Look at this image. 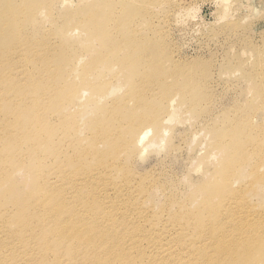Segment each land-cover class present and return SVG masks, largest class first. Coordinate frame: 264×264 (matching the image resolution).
<instances>
[{
  "label": "rangeland",
  "instance_id": "rangeland-1",
  "mask_svg": "<svg viewBox=\"0 0 264 264\" xmlns=\"http://www.w3.org/2000/svg\"><path fill=\"white\" fill-rule=\"evenodd\" d=\"M107 5L109 6L107 7ZM108 8L111 9V12ZM89 9L97 14L91 15L92 11L90 12ZM106 10L109 12L105 14ZM104 14L109 21L105 16V22L101 19ZM1 15H4L6 23L1 21ZM14 15H17L16 19ZM89 15L92 20L101 15L98 19H101L103 26L107 22V28L106 26V29L101 27L100 21L97 22L101 28L96 29L95 24L94 28L91 27L92 23L98 19L92 23L89 19L87 22L86 16L89 18ZM90 30L92 31L90 32ZM122 50L123 52H121ZM104 51H109L111 54L108 52L107 56ZM66 54H69L70 57L72 55L71 58L74 62L69 60L71 58L68 56L65 58ZM103 54L106 55L108 61ZM96 55H98L100 63L98 60L95 62L94 59H91ZM128 57L138 61V70H144L147 73L157 70V74L159 73L161 76L170 74L169 72L173 70L171 73L192 74L194 77L192 87L195 91H190L198 94L197 96L201 100L199 108L196 109L197 112H192L193 108L190 109L191 111H187L185 103L180 97H177V102L180 98L182 105L166 107L163 110V114L171 115V121L167 120L168 122L164 123L167 127L165 136L158 129L152 127L148 139L154 138V145L147 147L143 154H141L140 147H135L136 151L134 150L135 152H132L127 160H125L124 154L122 155L121 167L108 173L110 181L112 185L118 184L117 186L122 187V190L129 195L136 193L138 199L135 197L129 200L120 193L115 198L116 203H118L120 211L128 208V212L135 214L138 210H143L149 218V221H142L144 227L149 230L153 225L150 231H155L158 235L161 233L162 242L168 243L172 249H177L180 244L190 247V242L195 239L193 229L186 228V224L183 223L184 231H180L179 225L175 224L184 219L191 221V215L184 218L187 214L179 211H189L190 213L195 207L199 208L198 203L201 196H199L197 188L207 179V176L211 175L212 169L216 168L221 157L217 155L219 159L216 158V160L213 157L205 158L207 154L216 152L214 144L218 141L219 133L225 129L228 132L231 125L235 129L246 123L251 127L256 125V128L259 125L256 130L260 133L264 131V0H0V79H3V83L6 82L3 85L0 83V108L2 107L0 120L3 119L2 122L0 121L1 127L4 124L2 128L0 127V156L3 155L2 158H4V160L2 158L0 160L1 163L4 161V164L0 163V191L9 190L6 198L2 197L0 193V219H8L13 226L17 223L20 214L29 212L28 209L23 208V211L21 208L18 209L15 204L9 203L13 200L8 195L10 189L14 191L13 194L17 198L28 196V199H34L35 196L42 195L44 182H47L46 177L52 162L44 137L46 130L49 129L46 127L44 118L46 115L49 116V113L52 115L51 109L47 107L51 100V98H47V94L50 96L51 93H54L51 91L52 87L69 84L71 83L70 79L73 82L69 85L76 86L77 89L75 86L72 87L71 100H64L67 101V107L64 106L65 111L70 110L65 112V115H68L66 117L69 120H73L74 117L75 125L83 127L84 124L85 128L78 137L75 132L67 137L68 144L81 145L78 143V139L85 135L86 127L93 120L92 117L96 120V116H99L98 121L105 118L102 117L105 114L101 112L103 106L111 99L121 97L123 92L126 93L131 88L133 80L128 78L129 72L122 71L123 65H125L124 61L120 62L121 59L126 60ZM65 59L69 61L66 63ZM90 60L92 63L95 62L94 64L97 63L99 69L94 64L92 65ZM85 61H89L88 65ZM67 64L68 66L70 64L71 71ZM159 64L161 69H158V66L157 69L153 68ZM93 66L96 68H92ZM65 69L69 70L68 73ZM84 69L86 72L88 71L86 75ZM60 70L63 72L59 73ZM64 72L66 73L64 74ZM78 73H82L84 77L87 76L88 79L84 78V80L86 79L88 82L81 79V75ZM84 83L86 86L83 85ZM92 84L100 91L95 89L93 92ZM146 85L150 86L153 83L147 80ZM170 86L174 85L171 83ZM8 87L9 89H7ZM79 88L86 90H81V92ZM103 91L105 94L102 93ZM99 94L103 95L100 97V101L96 100L95 96ZM62 96L63 94L58 93L55 102L62 101ZM7 100L10 101L11 106L8 103V106L5 105L4 101L7 102ZM37 103L38 105H36ZM132 103V101H126V104H123L124 108L132 109ZM32 104L33 107L35 106L34 108ZM24 107H26L25 110ZM20 110H24L23 113L20 114ZM26 110L30 111V115L26 113ZM6 111H10L9 114ZM98 113L102 115L100 116ZM18 114L17 121L23 122L22 125L16 122L15 118ZM24 115L26 117L23 119ZM52 116L54 119L56 118L54 115ZM126 123L124 121V124ZM124 124L122 128L126 130L128 124ZM6 125H9L10 129ZM246 129L249 130L245 127L244 133L247 131ZM97 130L101 135H104L102 128H97ZM154 130L157 132L155 133ZM254 132H251L252 136L257 135V131ZM34 134L35 136H33ZM93 137L96 138V135ZM102 137L98 138V145H100L99 147L97 145L98 153L105 148L102 147L105 141ZM160 137H162V141H160ZM87 140L90 141V138ZM87 140L85 143L82 141V144L85 145ZM14 142L20 144L16 145ZM212 143L214 144L212 145ZM262 143L264 144L263 141H261ZM70 149L71 147L67 149L66 155L71 154ZM5 153H8L6 156L8 159H5ZM250 157L246 163L236 166L238 171H234L232 174L238 177L236 185L242 183V186H239L244 188L242 190L247 198L251 199L250 201L256 205L257 209H261L264 208V184L247 185L250 176L246 173H248L250 163L258 159L256 156ZM253 159L254 161H252ZM2 171L6 172L1 174ZM134 178L136 179L134 180ZM128 180H131L129 192L125 189L128 187L126 182ZM245 181L246 183H244ZM13 185H17L16 188ZM31 185L32 187L28 189ZM35 185L37 186L35 187ZM40 186L41 191H39ZM252 189L255 190L254 193ZM32 191L33 193H30ZM81 192L85 194L86 188ZM127 193L126 195H128ZM214 202L216 203V201ZM216 204L215 207L219 205ZM93 206L97 212L96 204ZM120 207L122 208L120 209ZM178 212L181 216L178 215ZM175 216L177 217L175 218ZM115 220L116 222L120 220L119 215H116ZM128 230L129 226L126 231ZM176 234H179L178 240L175 239ZM144 249L149 258H153V255L156 256V251L151 244H144ZM182 254L184 256L186 253ZM63 260L65 263H69L66 256L63 257ZM164 260H175V257L172 256ZM41 264H47V261H42Z\"/></svg>",
  "mask_w": 264,
  "mask_h": 264
},
{
  "label": "bare ground",
  "instance_id": "bare-ground-1",
  "mask_svg": "<svg viewBox=\"0 0 264 264\" xmlns=\"http://www.w3.org/2000/svg\"><path fill=\"white\" fill-rule=\"evenodd\" d=\"M108 6L109 5H107V7ZM89 10L90 12L92 11L91 9ZM108 10H106L105 14L109 11L111 12V9L109 11ZM94 13L92 11L91 15ZM105 14L102 15L101 18L104 20V22L105 18L107 17L105 16ZM3 16L1 15V21L6 23ZM99 16L101 17V15H98V17ZM16 17L17 15H14L15 19ZM86 17V19H88L87 22H89V19H91V23L92 21L94 22L96 19H98L97 17L96 19L93 18L92 20V17L90 18V15L89 18L88 16ZM100 20H96L95 23H92V26L89 23V27H93L95 24L94 27H96V29L101 28L103 25ZM97 21H100L101 27H99L100 25ZM106 24L108 25V23H104V29L107 28ZM91 31L92 30H90V32ZM106 51L104 52L108 56V52L110 50L108 52ZM121 52H123V50ZM68 55L66 54L65 58H67ZM98 55L100 56V54ZM98 55H96V59L93 57H91V59H94L96 62L99 59V57L97 58ZM114 55H116L115 52ZM105 56L106 55H104V57ZM68 57L71 58L72 55L71 57ZM105 58L108 61V58ZM69 60L72 61V58ZM69 60L65 59V62L67 63ZM91 61L92 60H90V63L93 65L95 62L93 61L94 63H92ZM129 61L133 62H130V64ZM87 62L85 61L86 65H88ZM120 62H123V64H125L123 65L124 69L122 71L129 72L128 78L130 80H133L132 86H130L131 88L128 89L126 93L123 92L124 94L121 97L119 96L117 98L111 99L108 103H106L105 106H103L102 111L100 109V111L105 114L104 116L101 114L102 117L105 118H102V120H100L99 118L100 121H98L99 116H96V120L94 119V117H92L93 120L90 122V125L86 127L85 135L82 138L78 139V143H81V145L68 144L69 141L67 139V137H70L73 132H75V135H77L78 137L84 132L85 129L84 124L83 127H79L77 124L75 125L74 117L72 118L73 120H69L68 117H66L68 115H65V112L70 111H65L64 105H66V102L70 101L72 98V87H74L75 85L73 84L74 86L72 87L70 85L73 81L70 79V85L66 83L59 85V87L53 86L51 91H54V93H51L50 96H48L47 94V98H51V100L49 101L50 105L47 107L51 109L52 115L56 117L54 119V117L49 113V116L46 115V117L44 118L46 127L49 128L46 130V134L44 137L47 142V151H49L48 155L49 157L50 155L52 157V162L50 164L48 175L46 177L47 182H44L45 185L43 186V191L41 193L42 195L40 197L35 196L34 199H28V196L17 198L13 194L14 191H11L10 189V193L8 195L11 199L13 198V200L9 203L18 206V209H28L29 212H27L26 214H24L25 212L20 214L17 218V223L13 226L9 223L8 219H0V264H41L42 261H47V264H139L140 262L141 264H264V208H261V210L255 207L256 205L250 201L251 199L247 198V195L242 190L244 189L243 187L241 188L242 183H239V185L241 186L236 185L238 182V177L233 175L234 171H238L236 166L246 163L250 156H256L258 158L257 160L254 158L255 161L253 159V163L251 161V163L249 162L251 164L250 167L247 163L249 170L246 175L248 174L250 176V178L247 177L249 178V180L247 181V185L251 186L254 184H264V144H261V141L264 142V131H261L263 133H260L258 132V130H256L259 125L256 128V125L255 127H251L250 125H247L248 123H246L244 124V126H239V128L237 127L235 129L231 125V127L228 128V132H226V129L222 132L219 131L220 133L218 141H216L215 144L212 143V145L214 144V148H216V152H213V154L210 155L207 154L205 158L209 159L213 157L216 160V158H218L219 156L221 157L220 159L218 158L219 162L217 159L218 164L216 165L215 169H212L211 175L207 176V179L198 186L199 190L197 188L199 196H201V200L198 203L199 208L195 207V209H193L194 211L191 210L190 213L189 211H179L183 214H187L184 216V218L190 217L191 215V221L184 219L175 224L179 225L180 231L184 229V224H186V228L193 229L195 239L190 242L192 246L190 245V247H184L183 244H180L177 249H172L170 246H168V243L162 242L161 233H159L158 235V233H156L155 231H150L153 228L152 222V226L149 228V230L144 227V223L142 221H149V218L145 214V212H143V210H138L135 214L132 212H128L127 207L129 203L127 204V209L122 211L118 209V203H116L117 200L115 198L120 193H122L121 195H124L129 200L135 197L137 198V196L135 195L136 193H130L129 195L127 192H124L122 190V187L119 188L117 186L118 184L112 185L109 177L110 174L108 173L110 171H114L115 168L117 169L121 167L123 154L125 156V160H127L128 156H130L132 152L136 151L134 149L135 147H140L142 152L141 154H143L147 147L155 144L154 138L148 139V134L151 132L152 127L158 129V131H160L161 134L165 136L167 127L164 125V123L167 120L171 121V115L163 114L164 108L173 106L178 107L180 106V104L182 105L183 103H185V109L187 111L193 108L191 109L193 110L192 112H197L196 109L199 108L201 100L199 99V96H197L198 94L196 95L194 93H191L190 91L194 90V88L192 87L194 77L190 73H171L173 72V70L171 69L172 71L169 72L170 74H162L161 76H159V73L157 74V70L149 71L148 73L144 72V70H138V61L136 62V60H133L130 57H128L126 60L121 59ZM96 64L94 65L97 67ZM95 66H93L92 68L95 69ZM157 66L158 69L162 68L160 64L155 65L153 68L157 69ZM70 67L71 66L69 64V70ZM97 68L99 69V67ZM84 71L86 75L88 71L86 72L85 69ZM58 72L61 73L63 72V70H60ZM65 73L66 72H64V74ZM79 75H81L80 78L83 80L84 78H87V76H82V73H80ZM63 77L65 78V76ZM147 80L151 81L153 85L147 86ZM0 81L2 85L6 83L2 82L3 79H0ZM84 81L88 82L86 81V79ZM101 82L104 83L103 81ZM171 83L174 86H170ZM83 85L86 86L85 83ZM106 86L108 87V85ZM91 87H93V92L98 88H94L95 86L93 84L91 85ZM100 87L102 89L101 85ZM7 89H9V87ZM79 89L80 91L82 90L81 88ZM56 92L60 93L61 95L63 94L62 101H56L57 103L55 102L58 96V93ZM102 93H104V91ZM36 96L38 95L36 94ZM95 96L96 100L100 101V97L103 95L99 94ZM177 97H180L183 103L180 102V98L177 102ZM66 99L67 101L65 102L64 100ZM8 100L11 101V99ZM8 100L7 102L4 101L5 105L7 103L9 104L10 101L8 102ZM126 101L133 102L132 109L124 108L123 104H126ZM2 105L4 104L2 103ZM36 105H38V103ZM26 107H24V110ZM0 109H2V107ZM24 110H20V114L23 113ZM7 112L8 111H6V113ZM26 113L30 115V111H27ZM98 115L100 114L98 113ZM25 117L26 116L24 115L23 119ZM18 118L19 114L16 115V122H18ZM0 121L2 122L3 119ZM124 121L125 123L127 122L126 124H128V128H126V130L125 128H122ZM29 122L32 123V121L30 120ZM20 124L22 125L23 122ZM27 125L30 126L29 124ZM7 127L10 129L9 125ZM245 127L249 128V130L246 129L247 131H245L244 133ZM97 128H102L104 131L102 133L104 135H101V133L98 132ZM253 128L255 129L253 130ZM216 129L215 131L219 130ZM254 131H257V135L252 136L251 132L255 133ZM156 132L157 131H155V133ZM20 135L18 136V138L20 137ZM95 135L96 138L93 137ZM33 136H35V134ZM100 136H103L102 138L105 140H102L104 141L102 147H105V151L102 150L98 153L97 148L100 146L98 145V138ZM88 138H90V141L87 140ZM160 138L159 140L162 141V137ZM86 140V144H88L87 147H85L86 144H82V141H84L85 143ZM71 142L73 141L71 140ZM69 147H71V154L66 155L67 149ZM7 154L5 155V159H8V157H6ZM217 155L219 156L217 157ZM2 156H0V160ZM2 159L4 160V158ZM9 159L11 160V157ZM1 164H4V161ZM16 169L17 168H15V170ZM4 172L6 171H2L1 174H3ZM135 179L136 178H134V180ZM130 181L131 180L126 181L128 187H126L125 189H127L128 192L130 191ZM244 183H246V181ZM13 186L14 188H16L15 186L17 185ZM36 186L37 185H35V187ZM31 187L32 185L28 189H30ZM39 188V191H41V186ZM84 188H86L85 194L81 192V190ZM254 189H252L253 193L255 191ZM8 192L9 190L7 191V189H3L2 191H0L2 197L7 196ZM25 192L27 193V190H25ZM30 193H33V191ZM126 193L128 195H126ZM214 197L215 199L213 200ZM214 201L219 204L217 207H215L216 203ZM94 204H96L97 212H95L94 210ZM121 208L122 207H120V209ZM21 209L20 211H22ZM200 209H202V211H199ZM179 212L178 215H180ZM116 215H119L120 217V220L118 222H116L115 220ZM177 216H175V218ZM127 220H129V222H127ZM127 226H129L128 231H126ZM41 233L42 236H40ZM178 237L179 234H176L175 239L178 240ZM144 244H151L153 249L156 251L155 255L157 257L153 255V258H149L145 254ZM182 253L186 254L183 256ZM64 256L67 257L69 263L64 262ZM172 256L175 257V260H164L169 259ZM138 258L140 261L138 260ZM159 258L162 259L160 260Z\"/></svg>",
  "mask_w": 264,
  "mask_h": 264
}]
</instances>
